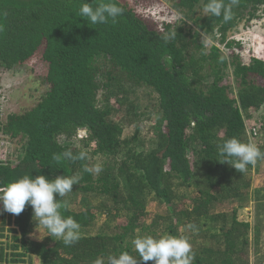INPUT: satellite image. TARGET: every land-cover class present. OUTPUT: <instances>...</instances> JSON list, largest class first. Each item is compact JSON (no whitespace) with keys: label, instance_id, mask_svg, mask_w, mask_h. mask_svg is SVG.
<instances>
[{"label":"trees","instance_id":"16d2710c","mask_svg":"<svg viewBox=\"0 0 264 264\" xmlns=\"http://www.w3.org/2000/svg\"><path fill=\"white\" fill-rule=\"evenodd\" d=\"M82 2L0 0V72L24 67L42 88L0 121L19 144L15 159L0 156V187L23 175L79 176L62 214L81 225L65 246L46 232L35 239L30 205L8 219L3 211L0 238L14 241L0 242V264H107L121 251L154 264L131 242L156 234L186 236L192 264H264V184L252 192L264 159L244 174L216 160L217 144L233 136L264 152V49L245 63L228 36L264 0H238L227 23L204 14L207 0H172L182 17L169 20L144 13L140 0H115L123 15L102 25L77 15ZM170 31L176 37L165 42ZM203 36L216 44L205 49ZM68 149L87 158L53 159ZM96 157L102 171L85 172Z\"/></svg>","mask_w":264,"mask_h":264},{"label":"clouds","instance_id":"9594fccd","mask_svg":"<svg viewBox=\"0 0 264 264\" xmlns=\"http://www.w3.org/2000/svg\"><path fill=\"white\" fill-rule=\"evenodd\" d=\"M238 0H231L225 4L224 0H207L203 11L211 17H221L223 22L232 20V7ZM124 9L115 3V0H95L82 2L77 15L92 25L115 23L122 16ZM176 32L170 31L163 35L165 42L175 39ZM208 45L205 42L204 48ZM203 54H207L205 51ZM217 156L220 163H227L238 172L244 174L248 165H255L258 159H264V152L252 142L242 141L238 137L222 139L217 144ZM64 159L70 162L85 160L87 154L83 151L74 155L71 149L62 154L54 155L53 159ZM84 171L98 174L102 167L84 166ZM80 177L76 175H59L50 179L46 175H23L0 187V204L3 211L19 215L30 205L33 209V220L41 236V229H46L44 236H51L62 242L65 246L74 244L80 238L79 222L72 216L62 214L63 210H69V200L62 199L73 191V185L79 183ZM60 198L57 199L56 197ZM189 229L196 230L194 224L188 225ZM132 246L138 256L144 261H153L154 264H192L194 253L190 240L184 235H141L132 240ZM94 264H103L100 258ZM107 264H137V257L128 251H121L118 255H110Z\"/></svg>","mask_w":264,"mask_h":264},{"label":"rangeland","instance_id":"374dc122","mask_svg":"<svg viewBox=\"0 0 264 264\" xmlns=\"http://www.w3.org/2000/svg\"><path fill=\"white\" fill-rule=\"evenodd\" d=\"M144 13L158 19L169 20L177 17H182L180 13L176 12L172 6V0H155L151 5L143 7L150 0H140ZM248 14V13H247ZM250 15H247L240 21L238 26L228 33L229 38L240 43V49L236 48V53L242 57L245 63H249L251 58L264 49V10L260 8L256 15L248 19ZM190 25V23H188ZM203 40L207 43L208 47L216 44L215 39L208 36H203ZM218 45V44H217ZM222 47L221 45H218ZM226 54V52H225ZM40 79L36 75L31 74L24 67H15L14 70H8L0 72V121L5 120L6 116L10 112H17L25 106L32 105L38 98L41 91ZM260 116L255 114L253 119L248 121V127L259 124ZM128 133V131L126 132ZM83 134V132H82ZM252 138H254L252 136ZM19 147V144L2 134L0 131V156L4 159H15V149ZM98 157L91 160V163L97 165L95 160ZM99 161H97L98 163ZM252 192L259 189L264 184V167L255 166L252 170ZM150 211L155 208V204L151 203L149 206ZM156 209V208H155ZM3 206L0 204V228L6 227L7 223H4ZM10 216V213L6 212V219ZM240 217L244 220L252 219V207L248 205L245 209L240 211ZM104 224V220L100 218L97 226ZM45 229H41V235L45 233ZM14 234H10L9 237L0 238V242L6 245L13 243ZM40 236L38 229H34L35 239ZM47 236H42L45 238ZM36 257H34V260Z\"/></svg>","mask_w":264,"mask_h":264},{"label":"built area","instance_id":"2783aa9c","mask_svg":"<svg viewBox=\"0 0 264 264\" xmlns=\"http://www.w3.org/2000/svg\"><path fill=\"white\" fill-rule=\"evenodd\" d=\"M248 131H249V134L253 137H256L259 133V129L257 127L250 128Z\"/></svg>","mask_w":264,"mask_h":264}]
</instances>
